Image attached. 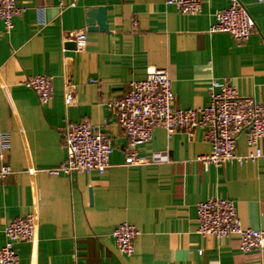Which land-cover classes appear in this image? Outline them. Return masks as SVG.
Returning a JSON list of instances; mask_svg holds the SVG:
<instances>
[{
	"label": "crops",
	"instance_id": "obj_1",
	"mask_svg": "<svg viewBox=\"0 0 264 264\" xmlns=\"http://www.w3.org/2000/svg\"><path fill=\"white\" fill-rule=\"evenodd\" d=\"M202 1L201 11L188 15L167 0H80L65 8L59 0H17L25 11L13 28L0 19V137H10L4 163L12 168L0 180V248L13 219L35 212L39 221L35 239L16 245L18 264H264V250L243 251L237 234L219 239L197 231V204L211 197L234 200L243 225L264 230V156L206 167L199 157L212 145L203 130L190 139L158 127L138 146L147 162L133 165L110 106L150 67L168 70L179 108L207 105L213 80L225 78L264 102V4L241 0L256 26L239 44L229 33L210 32L230 0ZM97 6L107 9L108 31L88 30L87 11ZM80 30L83 47L68 48L65 40ZM37 74L54 77L48 103L22 84ZM67 79L76 89L69 106ZM84 119L110 136L108 170L50 174L67 158V124ZM251 150L244 132L237 152ZM122 222L140 230L132 255L112 235Z\"/></svg>",
	"mask_w": 264,
	"mask_h": 264
},
{
	"label": "built area",
	"instance_id": "obj_2",
	"mask_svg": "<svg viewBox=\"0 0 264 264\" xmlns=\"http://www.w3.org/2000/svg\"><path fill=\"white\" fill-rule=\"evenodd\" d=\"M80 0H59L62 8L75 7ZM176 5L181 13L195 15L202 9V0H167ZM264 4V0H258ZM25 8L17 0H0V19L7 31L14 26V18L21 16ZM216 21L210 32L231 34L237 43L248 41L256 26L247 5L241 0H230L227 7L215 14ZM45 24L44 20H41ZM138 21L134 20L137 27ZM73 37L83 47L86 31L73 33ZM22 84L34 90L42 103H48L54 95V77L47 74L31 75ZM66 105L76 100L75 85L67 79L64 93ZM173 82L165 68L150 67L145 78L132 81L130 90L123 97L110 103L117 114L119 124L129 139L130 164L147 162L139 156L138 146L153 139L156 128H164L169 135L176 132L186 134L190 139L197 129L203 130V138L212 145L211 153L199 159L209 165H223L236 162L239 165L256 161L264 156L261 141L264 138V102L251 95H242L227 78L212 82L210 100L207 105L192 109L174 105ZM247 133V143L252 150L246 154L237 152V142L242 133ZM67 151L66 160L48 170L50 174L96 171L105 174L110 166L113 145L110 136L89 119L69 122L64 133ZM10 137H0V180L12 173V168L4 163ZM33 173V170L30 171ZM198 233L213 235L219 239L237 234L243 251L264 250V230L243 225L236 202L229 198L211 197L197 204ZM39 221L35 212L26 217H17L5 227L6 241L0 248V264H18L16 249L21 241H33ZM140 230L136 225L122 222L112 232L119 250L127 255L135 251V240ZM85 264V263H72Z\"/></svg>",
	"mask_w": 264,
	"mask_h": 264
},
{
	"label": "water",
	"instance_id": "obj_3",
	"mask_svg": "<svg viewBox=\"0 0 264 264\" xmlns=\"http://www.w3.org/2000/svg\"><path fill=\"white\" fill-rule=\"evenodd\" d=\"M87 26L89 31H108L107 9L104 6L91 7L87 11ZM66 46L71 49L78 48L76 39L67 38Z\"/></svg>",
	"mask_w": 264,
	"mask_h": 264
}]
</instances>
